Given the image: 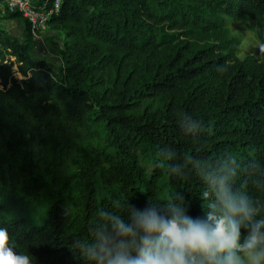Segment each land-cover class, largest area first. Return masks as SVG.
<instances>
[{"label": "trees", "instance_id": "trees-1", "mask_svg": "<svg viewBox=\"0 0 264 264\" xmlns=\"http://www.w3.org/2000/svg\"><path fill=\"white\" fill-rule=\"evenodd\" d=\"M245 17L264 45V0H60L56 66L0 28V228L16 251L95 264L112 217L204 216L225 177L264 219V58L237 57L225 26Z\"/></svg>", "mask_w": 264, "mask_h": 264}, {"label": "clouds", "instance_id": "clouds-1", "mask_svg": "<svg viewBox=\"0 0 264 264\" xmlns=\"http://www.w3.org/2000/svg\"><path fill=\"white\" fill-rule=\"evenodd\" d=\"M214 185L218 202L204 216L175 206L166 213L152 206L134 209L131 223L112 217V231L99 232L87 254L95 264H264V219H255L257 209L247 196L232 193L227 177ZM242 228L248 229L243 238ZM0 264H32L4 228Z\"/></svg>", "mask_w": 264, "mask_h": 264}, {"label": "rangeland", "instance_id": "rangeland-1", "mask_svg": "<svg viewBox=\"0 0 264 264\" xmlns=\"http://www.w3.org/2000/svg\"><path fill=\"white\" fill-rule=\"evenodd\" d=\"M8 12L3 5V0H0V28L17 37L20 40H25L28 44V51L32 57H40L45 59L49 64L56 66L60 62V52L62 48V38L59 30L53 25L46 24L45 28L39 32L38 40L35 44L29 43L27 37V29L23 19L17 15L8 17ZM254 19L245 17L241 20L225 19V26L228 34L236 39V47L234 54L237 57H243L246 54H252L258 58H264V45L257 39L254 31ZM15 76H18L14 72ZM13 210V207H9ZM27 218L39 219V210L37 207L26 208L20 212Z\"/></svg>", "mask_w": 264, "mask_h": 264}, {"label": "built area", "instance_id": "built-area-1", "mask_svg": "<svg viewBox=\"0 0 264 264\" xmlns=\"http://www.w3.org/2000/svg\"><path fill=\"white\" fill-rule=\"evenodd\" d=\"M60 0H50L47 5L37 0H3L4 8L8 12H17L28 25L30 38L36 42L39 32L45 28L49 17L58 11ZM15 66L12 65L13 75Z\"/></svg>", "mask_w": 264, "mask_h": 264}]
</instances>
